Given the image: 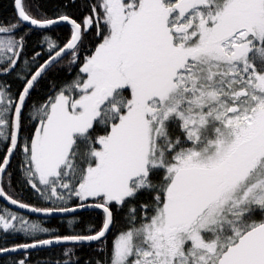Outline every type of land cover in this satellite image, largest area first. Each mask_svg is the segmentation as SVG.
<instances>
[{
    "label": "snow or ice",
    "instance_id": "obj_1",
    "mask_svg": "<svg viewBox=\"0 0 264 264\" xmlns=\"http://www.w3.org/2000/svg\"><path fill=\"white\" fill-rule=\"evenodd\" d=\"M9 7L0 264H264V0Z\"/></svg>",
    "mask_w": 264,
    "mask_h": 264
},
{
    "label": "trees",
    "instance_id": "obj_2",
    "mask_svg": "<svg viewBox=\"0 0 264 264\" xmlns=\"http://www.w3.org/2000/svg\"><path fill=\"white\" fill-rule=\"evenodd\" d=\"M10 3L11 0H0V16L7 15L11 11Z\"/></svg>",
    "mask_w": 264,
    "mask_h": 264
}]
</instances>
